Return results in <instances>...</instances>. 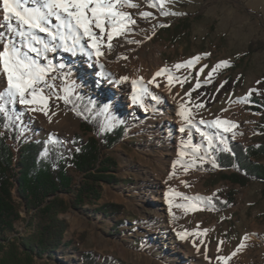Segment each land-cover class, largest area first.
I'll return each instance as SVG.
<instances>
[{"label":"rangeland","instance_id":"1","mask_svg":"<svg viewBox=\"0 0 264 264\" xmlns=\"http://www.w3.org/2000/svg\"><path fill=\"white\" fill-rule=\"evenodd\" d=\"M131 3L138 7L122 2L119 10L129 13L134 23L110 41V21L104 33L93 27L102 55L86 36L74 45L70 34L66 41L51 40L38 31L48 48L35 44L41 51L31 52L26 40L10 31L21 30L15 19L0 20V50L12 41L49 69L37 85L36 99L26 94L30 102L24 104L19 96L5 93L7 75L0 61V112L16 119L22 139H62L69 148H75L76 134L87 139L79 112L71 107V95L103 101L105 130L119 124L127 129L124 140L107 151L117 160L115 174L121 182L105 184L100 200L124 206L118 231L114 219L93 211L97 205L70 207L61 215L68 223V244L53 255L36 257L32 264H83L80 252L101 262L108 259L109 264H264V183L237 185L222 179L223 172L197 168L214 152V137L220 131L246 146L264 143V115L250 108V95L264 94V0ZM25 6L36 5L29 0ZM145 12L151 15L145 17ZM50 21L47 26L55 31L60 22L55 17ZM182 21L187 29L174 42L163 31ZM251 42L256 43L252 51ZM215 70L223 72L219 84L229 76L234 86L222 92L217 86L202 106L205 98L196 88L209 82ZM125 84L129 94L119 95ZM40 97L47 98L46 104ZM182 111L188 119L180 115ZM222 148L228 149V144ZM73 174L76 184L82 176ZM158 183H164L166 195ZM228 193L235 201L226 210L214 213L200 205L209 196L227 201ZM159 194L167 199L164 215L154 208L153 197ZM21 214L24 219L12 238L28 231L31 214L24 208ZM173 231L172 244L163 237Z\"/></svg>","mask_w":264,"mask_h":264},{"label":"trees","instance_id":"2","mask_svg":"<svg viewBox=\"0 0 264 264\" xmlns=\"http://www.w3.org/2000/svg\"><path fill=\"white\" fill-rule=\"evenodd\" d=\"M187 29L185 21L167 27L163 33L179 41L180 34ZM251 42L249 50L255 47ZM221 70L211 73L209 82L201 83L196 92L202 106L208 104L212 90H230L234 86L231 77L222 83ZM71 107L79 112L81 128L88 137L76 134L69 148L62 139L46 138L26 140L20 137V125L11 115L0 112V264H32L36 257L53 255L68 243L65 235L67 221L61 215L70 207L84 209L86 205H97L93 211L105 218L114 219L117 225L123 221L124 206L119 203H100L105 184H119L117 160L107 151L121 143L127 129L119 124L111 130L103 128L106 116L104 103L82 95H71ZM252 111L264 115V94L250 95ZM224 131L216 134L213 153L205 155L197 163L200 171L221 173L222 179L233 184L247 185L253 181L264 183V143L244 145L240 141L228 140ZM224 143L228 150L223 149ZM14 145H18L15 149ZM73 172L82 176L75 184ZM69 194V197L64 196ZM228 199L209 196L200 200L205 210L218 213L230 208L235 201L233 193ZM30 213L27 232L12 238L17 223L24 219L21 209ZM83 264H109V260L99 261L91 253L80 252Z\"/></svg>","mask_w":264,"mask_h":264},{"label":"snow or ice","instance_id":"3","mask_svg":"<svg viewBox=\"0 0 264 264\" xmlns=\"http://www.w3.org/2000/svg\"><path fill=\"white\" fill-rule=\"evenodd\" d=\"M28 2L29 0H2L3 19L9 22L15 19L21 30L12 27L10 31L17 32L20 37L26 40L30 51L36 53H39L41 49L35 47V44H42L44 49L48 48V44L36 35L38 31L46 33L51 40L59 38L66 41L70 34L74 45L79 42L81 36H86L92 41V47L96 49L97 55H102L103 53L100 52L97 43L98 37L94 34L93 27L104 33L106 23L110 21L112 28L111 34L108 35L110 41L114 35L126 30L128 23H134V21H130L129 13L119 10L122 2L133 8L138 7L137 4L131 3V0H32L36 6L26 7ZM163 3L164 0H161L162 5ZM165 14L167 15V13ZM143 15L148 17L151 13L145 12ZM51 17H55L60 22L55 31L47 26L51 22ZM108 46L111 48V44ZM196 59L198 60L199 57ZM0 61H2L4 73L7 75L5 93L8 96H19L20 102L24 104L30 102L26 99V94H30L35 100L38 91L37 85L45 80L49 69L39 65L27 53H22L12 41H9L0 50ZM222 64L227 66L226 61ZM160 74L157 73V75ZM123 79L127 80L128 77H123ZM2 98L0 96V99ZM40 99L46 104V97H40ZM134 99H136L135 96ZM180 115L188 119L183 111ZM221 123L228 122L217 121V124ZM229 130L228 128L225 129V131ZM226 150L228 149L226 148ZM181 238L183 239L184 236L181 235ZM221 259L226 258L221 257Z\"/></svg>","mask_w":264,"mask_h":264},{"label":"bare ground","instance_id":"4","mask_svg":"<svg viewBox=\"0 0 264 264\" xmlns=\"http://www.w3.org/2000/svg\"><path fill=\"white\" fill-rule=\"evenodd\" d=\"M0 2H2V0H0ZM3 15H4L3 8H2V6L0 4V20L3 19ZM87 65H88L89 68L92 67L90 64H87ZM108 83H110V82H108ZM127 87H128V85L125 84L124 89L123 90H119L120 93H118V94L119 95H122V94L123 95H127V94H129L128 92L125 91V90H127ZM121 91L122 92L124 91V92L122 93ZM130 98L132 100V96H130ZM167 119L169 121H174V117L173 116H169ZM176 122L179 123L178 121H176ZM163 185H164V183H158V186H159L161 192L166 195V191L164 190ZM153 199L156 201L154 208L158 211V213H162L164 215L165 214V210H166L165 204H166V201H167L166 196L163 195V197H162V195L159 194L158 196L153 197ZM163 238L165 240H167L168 243H172L173 244L176 241V239H175L176 238V234L173 231V232H170L168 236H164Z\"/></svg>","mask_w":264,"mask_h":264}]
</instances>
